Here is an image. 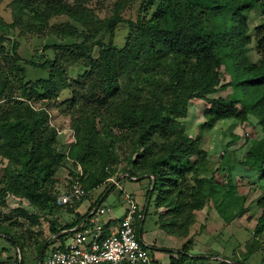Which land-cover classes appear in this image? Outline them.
<instances>
[{"label":"trees","instance_id":"1","mask_svg":"<svg viewBox=\"0 0 264 264\" xmlns=\"http://www.w3.org/2000/svg\"><path fill=\"white\" fill-rule=\"evenodd\" d=\"M93 1L11 2L13 23L2 26L5 32L19 29V36L55 35L67 42L45 47L54 58L24 62L20 41L6 45L9 40L0 37V163H10L0 180V202L6 204L13 196L45 213L70 207L76 220L52 229L56 243L65 244L93 208L105 202L109 188H115L111 178L125 174L123 178L148 181L147 202L154 200L159 224L167 233L188 238L181 250L172 252L169 264H247L263 248L264 198L242 261L236 256L192 255L190 234L211 201L226 224L243 214L247 197L235 182L237 169L245 170L253 182L264 180V0H116L113 14L104 19L91 7ZM256 7L262 22L253 39L249 16ZM120 26L126 29L122 43L116 36ZM253 41L260 55L256 62L249 56ZM29 65L47 71L48 77L28 79ZM74 65L84 69L76 78L68 70ZM227 65L231 80L223 83ZM229 88L233 93L226 97L209 98ZM240 90L243 97L234 98ZM65 92L69 99L57 102ZM195 100L208 102L203 124L208 130L227 120L236 127L250 122L251 116L261 130L252 125L257 136L246 137L234 148L240 135H233L215 169L210 152L200 146L201 138L189 135L182 122ZM51 109L71 119L75 143L67 153L59 150ZM247 144L240 157L239 150ZM63 166L72 177L65 192L77 180L87 192L65 206L57 204L61 192L56 175ZM219 172L227 183L216 181L214 173ZM104 185L105 193L87 214L78 213L76 208L90 192ZM142 213L146 218V207ZM144 221L137 223L141 238ZM5 222L0 220V236L19 250L20 259L14 262L24 264L23 249L32 248L12 231L14 223ZM104 229L110 233L108 225ZM49 245L47 240L37 243L38 261L44 250L42 264ZM9 263L11 259L0 262ZM151 264L159 262L152 258Z\"/></svg>","mask_w":264,"mask_h":264},{"label":"rangeland","instance_id":"2","mask_svg":"<svg viewBox=\"0 0 264 264\" xmlns=\"http://www.w3.org/2000/svg\"><path fill=\"white\" fill-rule=\"evenodd\" d=\"M13 0H0V37L5 36L9 41H6V45L18 39L20 41V48L18 50L20 56L24 62H29L30 60H35L38 63H43L46 58H54V53L52 50H46L47 45L65 43L62 38H58L55 35L37 36L29 34L26 36H19V29H12L9 32H5L2 27L6 24L13 23V13L11 2ZM72 1V0H71ZM116 0H94L91 7L96 11L99 18L104 19L110 17L113 14L115 8ZM60 21H66V19H59ZM262 22V11L259 7H256L249 16L250 32L254 39V29L257 25ZM126 34V29L124 26H120L116 31L117 41L119 43L123 42L124 36ZM108 41V38H106ZM250 51L249 56L253 62H256L260 55L256 50V43L253 41L249 45ZM94 55L98 56V48L94 50ZM69 74L72 78H76L77 75L84 72L83 67L79 65L69 66ZM223 83H227L231 80L230 67L229 65L224 66L223 69ZM48 72L34 69L29 65L28 67V79L35 80L37 78L48 77ZM233 93L232 88L225 91H221L217 94L211 95L209 98L214 99L217 97H226L227 95ZM69 93H63L61 98L57 102H62L69 99ZM234 98L243 97V92L240 90ZM208 106L206 100H195L189 107V114L187 118L183 119V125L185 126L187 133L195 138L200 137V146L202 149L208 150L212 156L214 162V168L216 169L220 165V160L225 152V145L230 141H233V135H240V139L232 145V148L239 147L241 143L245 141V138H254L257 135L254 134L252 125H255L257 129L261 130V126L258 123L257 118L254 116L250 117V122L244 123L238 126H234L233 122L230 120L222 121L217 124L213 130H208L203 127L207 118L205 116V110ZM51 125L56 127L58 130V147L60 152L67 153L69 148L75 143L74 133L71 128V119L66 116L58 109H51ZM261 133V132H260ZM260 135V134H259ZM250 144L244 145L242 149L239 150V156L242 157V153L248 149ZM9 161H4L0 163V180L4 174V169L9 167ZM71 168L73 167L70 164ZM68 166H63L56 177L59 180L57 189L63 193L68 189L70 185L69 180L72 178L69 174ZM81 169L79 166L78 170ZM80 171V170H79ZM235 182L239 187L240 193L246 195L247 203L246 209L243 214L235 219L232 223L226 224L219 238H211L207 233L206 229L200 225L193 226L191 230V237L193 238V246L191 248L192 255L202 254L203 256L209 255H220L222 258L225 256L227 258L233 259L237 257L240 261L243 260L242 256L246 252L245 243L251 238L255 230L256 224L263 212L262 207L259 202L264 198V180L261 182H253L252 179L245 176V170H236ZM122 176V175H121ZM120 176V177H121ZM215 178L220 182H227L226 175L224 176L221 172L214 173ZM123 179V180H122ZM120 184L126 187L129 178H122ZM72 180V179H71ZM117 179L115 177L111 178L114 182ZM146 182L145 180H143ZM142 181V182H143ZM148 183V182H147ZM133 189L127 188L122 191L133 194L137 200L140 208L143 210L144 207L147 209V214L144 223L140 225L142 231V238L145 244L149 247V252L151 258H154L159 264H169L170 256L172 252H177L182 249L183 245L187 242L188 238L181 237L178 233H167L166 230L159 224V216L157 214V209L154 200L151 201L149 205L147 202L146 192L147 189H136L137 186H133ZM106 186H101L96 188L87 199H85L79 209L80 211H86L90 203L96 204L100 197L105 193ZM117 191L118 189H113ZM121 191V192H122ZM122 197V196H121ZM121 197L118 199L122 202ZM115 204V203H114ZM113 204V205H114ZM209 204H212L209 203ZM20 208L25 213H18L15 209ZM213 209V205H211ZM76 208V211H79ZM116 207H113L115 211ZM68 208H57L52 212H43L39 209L32 207L27 200L15 198L9 196L7 198V203L3 204L0 202V220H7L4 224L6 226H11L13 223L12 231L16 232L20 237H23V242L26 246L30 248L23 249V261L24 264H39L37 255V243L47 240L50 243L46 255L56 244L54 236H52V229L54 226L58 229L64 228L66 225L73 223L75 216L69 211ZM109 215V214H108ZM108 215L102 217V221L108 218ZM34 220H38V224H35ZM194 229V230H193ZM196 229V230H195ZM217 239V242L215 241ZM263 248L260 253L255 254L251 259H248L247 264H263L262 258L264 252V239L262 242ZM217 247V248H216ZM177 248V249H173ZM217 249V250H216ZM171 251V252H170ZM19 250L14 246L11 241L3 236H0V261H6L11 259V263L16 264L14 261L19 258L17 257ZM20 259V258H19ZM210 262H212L210 260ZM217 262V261H216ZM215 263V262H214Z\"/></svg>","mask_w":264,"mask_h":264},{"label":"built area","instance_id":"3","mask_svg":"<svg viewBox=\"0 0 264 264\" xmlns=\"http://www.w3.org/2000/svg\"><path fill=\"white\" fill-rule=\"evenodd\" d=\"M113 183L116 185L118 181ZM86 194L82 182L77 180L69 191L59 195L57 204L71 205ZM124 199L127 211L114 230L105 233L102 217L112 209L101 205L90 212L86 225L73 230L65 244L58 242L53 246L44 264H151L149 247L137 232V223L144 221L145 215L130 195Z\"/></svg>","mask_w":264,"mask_h":264},{"label":"crops","instance_id":"4","mask_svg":"<svg viewBox=\"0 0 264 264\" xmlns=\"http://www.w3.org/2000/svg\"><path fill=\"white\" fill-rule=\"evenodd\" d=\"M124 176H126V175L123 174L119 178V180H117L118 183L116 185L113 183L115 185L114 189H118L117 191L112 190L113 186L109 188L110 193L108 194L107 198L105 199V202L102 204V206H108L109 208L112 209L111 213L109 215L107 214L108 218L106 220L102 221L104 226H107V225L109 226L110 231L114 230L118 226L119 222L124 218V216L126 214L128 206H127V203L125 202V199H124L125 195H130L133 200L137 201L135 199V197L133 196V194L126 193L122 190L127 189V188L133 189L132 188L133 186H137L136 189H147V187H148V183H147L148 181L147 180H145L146 182H144L140 178H130V177H129L130 181H127L126 187H123V185L120 184V181ZM215 179H216V181H218L217 178H215ZM220 183H223V182L220 181ZM120 197H121L122 202L118 200ZM101 201H104V198H102ZM101 201H100V204L102 203ZM83 204H81V205H83ZM93 205H94L93 203H90L87 210L83 211V212L80 211V209L78 208L79 211H77V212L80 213L81 215H85L90 210V208L93 207ZM211 205H213V209L211 208ZM99 206H101V205H99ZM96 207L93 208V210H95ZM113 207H116L115 211H113ZM87 218L76 229L82 227L85 224V222L87 221ZM75 220H76V217H75ZM196 225L197 226L200 225V226L204 227L211 238L213 236H214V238H217V237L219 238V236H221L223 230L225 229L226 222L220 217V215L216 211L214 204L212 202V204H208L207 207L202 212L199 213L198 218H197V222L194 226H196ZM217 239L215 240L216 242H217ZM143 241H144V239H143ZM173 249H177V248H173ZM199 255H202V254H199ZM218 258L221 259L222 257L220 256Z\"/></svg>","mask_w":264,"mask_h":264},{"label":"water","instance_id":"5","mask_svg":"<svg viewBox=\"0 0 264 264\" xmlns=\"http://www.w3.org/2000/svg\"><path fill=\"white\" fill-rule=\"evenodd\" d=\"M154 178V177H153ZM99 207V205L96 207V209ZM79 229V228H78ZM68 231H65L64 233H67ZM63 233V234H64ZM43 253H44V250L42 251V254H41V256H40V262L42 263L43 262Z\"/></svg>","mask_w":264,"mask_h":264}]
</instances>
